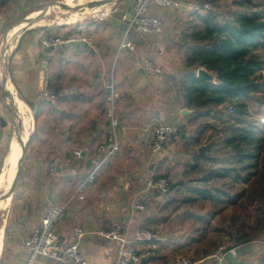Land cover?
<instances>
[{
	"label": "crops",
	"instance_id": "1",
	"mask_svg": "<svg viewBox=\"0 0 264 264\" xmlns=\"http://www.w3.org/2000/svg\"><path fill=\"white\" fill-rule=\"evenodd\" d=\"M2 1L5 4V0ZM128 2L121 3L122 10L126 11ZM191 7L192 4L187 2L183 9ZM10 8V11H17L14 5ZM9 12L6 13L7 18L0 13L2 45L6 32L15 27L13 24L7 28L12 15ZM172 15L166 12L162 17L166 19ZM118 21L112 19L90 23L92 28L87 35L90 36L87 37L90 39L87 43L89 48L75 44L45 51L50 60V85L56 92L54 99L41 96L44 73L39 64L42 56L39 39L49 29L19 32L12 37L17 39L11 47L7 44L4 49V55L9 58L7 88L17 101L29 109L33 129L27 142L24 168L0 223L5 234L1 264H24V241L51 205H68L67 216L57 226L56 232L63 246L78 245L87 264L115 262L117 243L100 233L110 231L117 225L122 226L124 235L134 242L133 246L138 252L149 253L150 256L142 263L140 261L141 264L162 260L164 264H170L172 258L168 257V251L174 252V248L180 249L183 245L180 238H173L170 233L161 240L147 241L139 237L143 232V223L151 217L149 209L152 203L163 198L148 188L149 181L168 177L172 182L170 192L173 193L187 178L185 172L194 170L193 166L205 159L198 152L203 136H197L193 131L194 126H190L195 121V112L187 104L184 92V82L189 72L195 69L197 77L199 69L205 68H187L183 49H179L182 50L179 59H176L174 52L165 49L163 46L168 47L171 38L168 32L157 38L131 33L128 42L132 47L119 52L125 31L115 27ZM56 29L55 33L62 34L63 29L67 28L59 26L50 33ZM69 31L64 33L73 36ZM1 55L0 52L2 61ZM147 58L161 68V74H152L144 69L143 63ZM177 62L181 69L178 71L180 74L175 75L173 66ZM2 68L0 63L1 78ZM111 82L118 91L119 117L124 130L120 149L94 182L87 185L84 198L69 203L91 172L88 159L107 137L105 110ZM0 93L4 97L1 87ZM4 100L5 108V97ZM184 109L191 113L182 116ZM7 116L4 113V119L7 120ZM166 122L188 131L181 129L180 140L175 145L153 153L149 132L153 126ZM219 125L222 126V123L219 122ZM1 132L0 152L7 140L8 128H3ZM75 149L83 150L81 160L73 157ZM54 160L58 168L50 176L48 165ZM138 206L144 209L139 210ZM75 228L85 233L83 238L75 236ZM159 243L164 245V250L156 251ZM252 251L253 246L244 256L250 258ZM240 260L246 263L241 257ZM36 264L60 263L41 257Z\"/></svg>",
	"mask_w": 264,
	"mask_h": 264
},
{
	"label": "trees",
	"instance_id": "2",
	"mask_svg": "<svg viewBox=\"0 0 264 264\" xmlns=\"http://www.w3.org/2000/svg\"><path fill=\"white\" fill-rule=\"evenodd\" d=\"M227 1L222 11L195 12L197 22L180 34L179 45L185 52L187 68L201 66L215 77V82H208L191 71L184 82V92L195 118L212 117L224 121L225 125L221 137L211 142L204 159L215 167L222 166L218 171L209 172L204 180L227 178L237 170L235 182L249 185L232 200L233 206L247 205L255 217L256 228L238 240L242 244L261 241L264 237V115L261 113L264 108V13L255 11L248 15L243 13L244 1ZM229 6H236L237 10H228ZM74 26L77 29L69 32L76 36L89 34L92 28L85 23ZM252 107H256V113L251 112ZM229 108L233 110L230 115ZM256 116L262 117L254 120ZM8 150L1 152L0 174ZM220 153L223 156L219 157ZM228 163L235 164L236 168L223 166ZM196 167L197 164L193 169ZM215 193L206 188L201 194L203 199L215 201Z\"/></svg>",
	"mask_w": 264,
	"mask_h": 264
},
{
	"label": "rangeland",
	"instance_id": "3",
	"mask_svg": "<svg viewBox=\"0 0 264 264\" xmlns=\"http://www.w3.org/2000/svg\"><path fill=\"white\" fill-rule=\"evenodd\" d=\"M95 1V0H92ZM126 0H117L115 3H111L105 6H101V11L99 12H91L84 17L79 18L76 22H70L71 15L74 10H63V9H54L58 7L57 5H53L55 2L53 0H8L7 3L3 4V1L0 0V13L5 14L9 12L14 5V9L17 11L13 12L8 20L7 28L15 25L11 31L6 32L5 42L11 45L14 43L15 35L23 32L24 30H48L46 33H50V30H54L57 27L66 26L67 29H63L64 32L66 30L73 31L77 29L74 24H90L95 21H105L118 19L121 21L124 14H126L125 10H122L123 7L121 3ZM184 2H188L192 4V9H181L175 11L172 17L164 19V22L167 25V34L171 37L166 47L169 52H174L176 59H179V56L182 52L179 40L180 34L187 30H190L191 24H194L196 21L195 12L199 11L203 14H209L211 11H222L227 6V0H182ZM245 3L243 9V13L252 15L255 11H259L264 13V0H242ZM75 1L74 3H77ZM205 4H210L209 9L207 11H203V7ZM68 5V4H66ZM70 6V5H69ZM108 6V13L104 16L100 15L103 13V8ZM6 7V8H3ZM71 8L75 6H70ZM99 8V7H97ZM248 8V11L245 9ZM19 9V10H18ZM56 10V11H55ZM228 10H237L235 7H230ZM45 15H42V12H45ZM77 11V10H76ZM245 11V12H244ZM35 13V14H34ZM264 15V14H263ZM39 17L40 19L34 22L30 27L26 25V18L28 17ZM5 18V19H6ZM264 20V16L262 18ZM69 20V21H68ZM18 28L17 32L13 36L11 34L14 29ZM20 30V31H19ZM173 31V32H172ZM4 32V33H5ZM57 29L53 31L52 34L65 38L67 34L63 31L62 34L55 33ZM171 32V33H170ZM19 33V34H20ZM45 33V32H43ZM166 34V33H165ZM164 34V36H165ZM3 35V33H2ZM9 35V36H8ZM70 36V34H68ZM88 34L82 36H70L68 38H87ZM162 37V36H160ZM168 38V37H167ZM3 42V41H2ZM0 43V52L5 47L6 43L2 45ZM178 46V47H177ZM9 49V48H7ZM4 61H8V56L3 59ZM3 60H0L1 65H3ZM179 62V61H178ZM177 63L174 64L173 70L175 71V75L180 74V65ZM6 63V62H5ZM8 63V62H7ZM6 63V64H7ZM196 73V70L193 69ZM3 73V68L2 71ZM264 76V71H263ZM1 82V79H0ZM108 97V96H107ZM16 102V100H15ZM253 102V101H252ZM222 109L224 107H221ZM256 107L251 108V112H255ZM5 112L7 116L8 122V134L6 136L7 140L3 149L1 150L2 154L4 149H9L11 140L17 137L16 127L13 124V120L17 122V116L14 114V117L10 115L8 111V107L5 106ZM261 113L264 115V108L261 109ZM232 114L229 111V115ZM119 115V108H118ZM228 117V116H226ZM262 116L254 117L260 118ZM194 123L191 124V128L195 132L197 136H203L201 142L199 143L202 146L208 145V149L211 146V142H216L223 132L224 129V121H221L222 126L219 125V121L214 120L212 117L207 118H194ZM5 128V130L7 129ZM188 131L184 130V128H180V131ZM192 131V130H190ZM23 132V130H21ZM22 136V134H20ZM200 147V148H201ZM207 149V150H208ZM9 151V150H8ZM0 152V155H1ZM219 152V151H218ZM223 156V153H220L218 156ZM207 155L204 156L206 158ZM1 157V156H0ZM218 157V158H219ZM184 162V160H183ZM4 165V164H3ZM222 165L218 164L213 166V163L209 160L200 161L197 163L196 169H189L185 172L187 178L183 183L176 189L175 192L169 193L163 198H160L158 202L152 203L149 211L151 212L149 217L143 223V229L141 231L150 232L152 238L149 240H158L165 236L167 233H170L171 237H178L181 239L183 245L180 246V249L174 248L173 251H168V257L172 258V261L177 258H193L199 259L203 256L209 254H215L221 248L233 247L238 244V240L242 238L245 234L250 233L252 229L256 228L255 225V217L253 215V211L249 209L247 205H243V207L239 204L233 206L232 200L236 197V194L241 193L243 188L249 185H242L239 182H235V178L237 175V170L229 173L227 178L218 177L213 181L206 182L204 178L211 171H218ZM229 168H236L235 164H227L223 165ZM24 168V164H23ZM22 168V170H23ZM187 168V167H185ZM3 169V166H2ZM244 175H246L244 173ZM168 178V177H167ZM169 179V178H168ZM171 182V180L169 179ZM172 183V182H171ZM7 182L4 180V187L0 190V196L4 194L7 190ZM209 188L212 190V193H215V189L219 190L216 194V200L210 201L208 199L202 198V192ZM7 201L4 199L3 202ZM2 202V201H1ZM247 203V202H246ZM226 206V207H225ZM4 209L0 210V223L4 218ZM149 220V221H148ZM147 240V241H149ZM253 246V251L250 253V258L241 256L246 261V264H264V237L261 241H254L251 243ZM166 246V245H165ZM161 247V248H160ZM164 250V245H158L156 251ZM138 255L144 256L140 261L148 258L150 255L148 252H137ZM161 253V252H160ZM166 254V253H165ZM177 257V258H176ZM174 258V259H173ZM137 262V263H140ZM164 261H156L152 264H164ZM263 262V263H262ZM140 263V264H141ZM169 264V263H168Z\"/></svg>",
	"mask_w": 264,
	"mask_h": 264
},
{
	"label": "built area",
	"instance_id": "4",
	"mask_svg": "<svg viewBox=\"0 0 264 264\" xmlns=\"http://www.w3.org/2000/svg\"><path fill=\"white\" fill-rule=\"evenodd\" d=\"M54 2L63 3L65 0H53ZM186 2L182 0H133L132 12L124 14L121 21L127 22L125 36L120 43L119 52L127 48H131L128 42L132 30L135 33L149 37L157 38L163 36L167 30V25L161 13L165 10L167 13H174V11L185 8ZM210 4H205L203 11L209 9ZM88 38H62L52 33H43L39 39V47L42 51L40 57V69L44 73V89L42 97H49L54 99L56 97L55 90L52 89L50 82V60L48 53L45 51L55 49L61 45H70L72 43L84 42L89 43ZM144 69L152 74H161L162 70L150 58L144 60ZM1 79V74H0ZM118 101L119 95L116 85L111 82L109 84V94L106 100L105 117L108 122V134L106 139L98 145L96 150L88 159L91 165V172L81 182L75 194L70 198L69 203L75 199H83V192L88 184L94 182L96 176L109 164L110 160L119 151L124 133L121 127V120L118 115ZM4 104L5 100L0 93V132L2 130V120L4 119ZM230 113H233L232 108H229ZM149 137L152 142L153 153H158L164 149H169L180 140V128L178 125L171 122H166L153 126L149 132ZM73 157L77 160L83 158V150L75 149ZM58 168L56 160L50 162L48 165V173L53 176ZM148 188L162 196L170 192L171 182L167 178H157L150 180ZM67 204L65 205H51L45 212L41 221L35 226L24 241V264H36L41 257L54 259L60 264H87V261L78 250V245L63 246L60 237L56 232L57 226L67 216ZM139 210L144 207L138 206ZM75 236L78 239L83 238L85 233L80 228L74 229ZM105 238L115 241L116 260L113 264H132L139 262L144 256L138 255L137 249L133 243L128 239L123 232L120 225L115 226L107 232L100 233ZM140 239L149 240L152 238L150 232L143 231L140 234ZM229 248V247H228ZM226 248H221L215 254H209L199 259L193 258H177L170 264H222L225 257L223 253ZM233 257L240 259L235 253V249L230 251Z\"/></svg>",
	"mask_w": 264,
	"mask_h": 264
},
{
	"label": "water",
	"instance_id": "5",
	"mask_svg": "<svg viewBox=\"0 0 264 264\" xmlns=\"http://www.w3.org/2000/svg\"><path fill=\"white\" fill-rule=\"evenodd\" d=\"M116 1L117 0H95L94 2H91L90 4H87L86 6H77V7H73V8L67 6L64 2L63 3L55 2L53 5H58V6H60L61 8L65 9V10H69L70 9V10L76 11V10H79V9H82V8H85V7H88V8L101 7V6H105V5L111 4V3H115ZM132 5H133V0H129V2L127 4V8H126V13L129 14V15L132 12ZM42 13H43L42 15H45L46 11L42 12ZM165 14H166V11L164 10L162 12V16H165ZM39 19L40 18L38 16L37 17H33V18L28 17V18L25 19L26 23H27L26 25L27 26H31L32 24H34V22H36ZM115 27H119L123 31H125L126 28H127V22L118 21L117 24H115ZM5 43H6L5 47H7V42H5ZM75 44L82 45L85 48H89V45L87 43H84V42L72 43L70 45H75ZM62 46H67V45H61V46H58L55 49H58V48H60ZM5 47L1 50L2 60L5 57H7V56L4 55ZM5 62L7 63L8 61H4L3 60V74H2V78H1V82H0V87L3 90L4 97L6 98L7 107H8V111H9L10 115L14 117V114H16V116H17V122L18 123H16L15 120H13V124L16 127V132H17V137L16 138H17V141L19 142L20 147H21V154H20V156H19V158L17 160L16 173H15L13 182H12L9 190L0 196V202L3 201L4 199H9L13 195V193L15 192L16 186L18 184L19 178H20L21 173H22V168H23L25 155H26V150H27V142H28L27 141L26 143H24L23 140H22V136L20 135V132L23 129V125H22L20 116L18 115L17 110H16V102H15L16 99L9 92V90L7 88L8 63L6 64ZM197 77L202 79V80H204V81H208V82H213L215 80V77L211 73H209L206 69H199V71L197 73ZM189 113H191L189 110L184 109L182 111L181 115L182 116H186ZM6 127H8V122L6 121V119H3L2 120V129L6 128ZM1 133L2 132H0V136H1ZM9 148H10V146H9ZM207 149H208V145H205V146H202L201 148H199L198 152H199V154L201 156H206L207 155ZM9 154H10V151H8L6 157ZM6 157H5V159H6ZM5 161L6 160H4V165H3V169L1 171V174H2V172H3V170L5 169V166H6L5 165ZM11 169H12L11 165L8 166L7 173L11 172ZM1 174H0V176H1ZM251 243L252 242L236 244L233 247L226 248L224 250V252H223L225 254V257H224V259L222 261V264H246L244 261L233 257V255L231 254L230 251L235 249L236 255L238 257H241L243 254L247 253L248 251H250L252 249V244ZM0 264H1V260H0ZM131 264H132V262H131Z\"/></svg>",
	"mask_w": 264,
	"mask_h": 264
},
{
	"label": "bare ground",
	"instance_id": "6",
	"mask_svg": "<svg viewBox=\"0 0 264 264\" xmlns=\"http://www.w3.org/2000/svg\"><path fill=\"white\" fill-rule=\"evenodd\" d=\"M75 1H78L77 3H74ZM91 2H94L92 0H65L64 3L68 4L67 6H86L87 4H90ZM58 6V5H57ZM69 6V7H70ZM102 7L99 8H82L79 9L77 11H74L71 15V19L70 22H76L79 18L84 17L85 15L90 14L91 12H99L101 11ZM54 9H63L60 6L55 7ZM108 6L103 8V13H101L100 15L104 16L108 13ZM64 10V9H63ZM56 11V10H55ZM33 18V17H31ZM69 21V20H68ZM35 24V23H34ZM26 27V24L24 25ZM30 27V26H29ZM17 29H14L11 34V36H13L15 34V32H17ZM9 59V58H8ZM16 110L18 115L20 116L22 125H23V130L24 132H20V134H22V140L24 143H26L29 139L31 130L33 129V117L30 114L29 109L25 106L24 103H22L21 101H17L16 99ZM32 134V133H31ZM10 154L6 157V161H5V169L3 170L1 176H0V190L4 187V180L7 182L8 186H7V190L6 192L9 190L15 173H16V164H17V160L21 154V147L19 142L17 141V138L15 137V139L13 138L10 142ZM12 167L11 172L7 173V168L8 166ZM10 199H8L5 202H0V210L5 209L8 205H9ZM3 235L4 234V229L3 227H0V254H2V249H3Z\"/></svg>",
	"mask_w": 264,
	"mask_h": 264
}]
</instances>
